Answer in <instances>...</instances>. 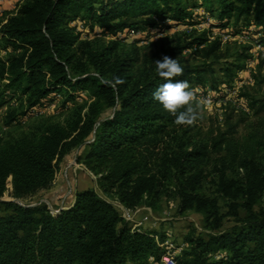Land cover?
<instances>
[{
  "label": "trees",
  "instance_id": "trees-1",
  "mask_svg": "<svg viewBox=\"0 0 264 264\" xmlns=\"http://www.w3.org/2000/svg\"><path fill=\"white\" fill-rule=\"evenodd\" d=\"M196 8L215 17L207 30L191 29L169 43L161 37L144 52L137 38H125L129 30L145 31L167 20L161 28L206 23ZM77 21L110 40L90 39L73 25ZM250 26L264 44V0H21L0 16V107L18 102L17 109L7 108V125L52 95L62 96L61 108L81 93L88 97L64 121L45 120L13 140L0 133V264L158 263L166 251L165 233L134 227L108 197L127 209L156 212L169 188L177 213L199 214L206 231L186 233L187 247L175 264H264V208L258 205L264 194V120L237 137L245 118L225 113L221 127L201 136L194 103L196 121L177 125L152 95L165 82L155 72V61L164 55L184 67L171 79L186 80L192 91L229 85L244 67L247 47L216 68L221 41L210 40L208 32L246 34ZM122 42L130 44L124 48ZM185 50L201 61L190 62ZM97 74L124 82L113 88ZM249 99L253 114L264 119V92ZM77 147L82 150L76 163L95 177L102 195L92 188L75 190L71 204L57 212L43 202H27L50 187L60 163ZM206 182L213 196L202 191ZM219 198L227 201L228 226Z\"/></svg>",
  "mask_w": 264,
  "mask_h": 264
},
{
  "label": "rangeland",
  "instance_id": "rangeland-1",
  "mask_svg": "<svg viewBox=\"0 0 264 264\" xmlns=\"http://www.w3.org/2000/svg\"><path fill=\"white\" fill-rule=\"evenodd\" d=\"M21 0H0V16L12 11L15 6ZM195 12L200 13L206 18V23L189 26V27H173V28H161L168 24L170 21H166L161 24L160 27L147 29L144 32L145 43H141L140 40L137 42V47L141 52L147 50V46L152 42H156L159 38H164L167 43L173 39L175 35H180L188 33L189 30L195 29L197 32L207 30V24L209 22H214V15L211 17L202 8L194 9ZM73 25L77 26L84 33L89 34V38H101L103 37L99 33L98 29L93 31H88V29L81 28L82 22H76ZM257 28L250 26L248 32H239L237 34L222 33L217 30H213L209 34V39L219 38L221 41V52L222 57L217 63H214V67L217 68L218 63L232 62L237 59V54L242 47H247L246 54L248 58L244 62V67L239 71L234 79L229 85L219 84L216 88H210L206 86L205 88H196L193 93V102L198 108V125L200 126L201 136L208 133L210 130H216L217 127H221L223 117L225 113H232L234 118L241 115L245 118V122L241 124L237 129V137L242 136L249 125L252 123L263 122V116L253 114V109L250 107V97L259 98L264 92V51H250L253 46L259 41L256 37H253L250 33L254 32ZM147 32H150L147 34ZM244 37L243 40H235L233 38ZM154 36H158L154 40ZM230 38H229V37ZM103 41L107 42L110 39L108 37H103ZM129 40V39H127ZM124 48H127L126 42ZM262 44V43H260ZM190 50H185L183 56L189 58L190 62H199L201 59L196 55H191ZM0 56H4L0 52ZM210 62V59L207 61ZM219 76V75H217ZM261 81V82H260ZM241 93H246L248 96H241ZM62 96L60 94H55L46 99L45 103L41 106H37L30 110L26 116L17 117L14 123L7 125L5 123L6 112L9 106L10 109H17L18 102L16 100H11L8 104L0 107V133L6 140H13L22 134L26 133L33 126L45 121V120H57L64 121L66 118H70L73 112L84 106V102L88 100L86 93H81L80 96L73 102H70L61 108ZM82 147L75 148L59 165L55 172L54 180L49 188L41 190L33 195L27 202L45 203L52 212H57L60 208H65L71 204L74 197L75 190L92 188L96 189L97 192L102 195L95 184V177L89 173L82 164H78L75 161L76 155L80 154ZM206 172H210L214 165V156L210 155L206 161ZM230 176L231 174L228 173ZM213 176V175H212ZM202 191L206 195L213 196V187L210 183L203 184ZM6 198V196L4 197ZM108 199L113 202L112 197L109 196ZM220 212L225 214L224 226H228L232 223V219L227 215V201L224 198H219ZM260 207L264 208V194L258 204ZM257 206V207H259ZM148 209V208H147ZM177 200L174 194L167 191L161 194L159 201L156 205V212L153 210L148 211L152 218H149L147 223L144 224V228L155 229L165 233V240L163 246L166 247V251L173 254L176 257L179 252L187 247L184 242V236L191 229H195L196 233H203V224L201 216L192 211H186L183 214H179L176 211ZM147 213V214H148ZM242 215L243 211L239 210ZM155 219H157L155 221ZM143 227V226H142ZM206 232V231H205ZM223 253L217 254V257H221ZM152 264H159L152 263Z\"/></svg>",
  "mask_w": 264,
  "mask_h": 264
},
{
  "label": "clouds",
  "instance_id": "clouds-1",
  "mask_svg": "<svg viewBox=\"0 0 264 264\" xmlns=\"http://www.w3.org/2000/svg\"><path fill=\"white\" fill-rule=\"evenodd\" d=\"M155 72L165 82L153 92V99L175 117L174 123L177 125L193 124L197 119V112L192 104L194 93L186 80L171 79L180 76L184 72V67L176 58L164 55L162 59L155 61ZM97 76L101 83L113 88L124 82L120 76H113L110 80L99 74Z\"/></svg>",
  "mask_w": 264,
  "mask_h": 264
},
{
  "label": "built area",
  "instance_id": "built-area-1",
  "mask_svg": "<svg viewBox=\"0 0 264 264\" xmlns=\"http://www.w3.org/2000/svg\"><path fill=\"white\" fill-rule=\"evenodd\" d=\"M81 28H83V30L85 28L88 29V27L85 26L84 24L81 25ZM143 35H144V32H142L140 30H129L126 33L125 38H126V40L127 39L132 40L134 38H137L138 40H140L141 43H145V39H144ZM244 37H246V36L243 35V37L241 36L239 38H233V39L241 41V40L245 39ZM157 38H158V36H154L153 39L156 40ZM250 51L251 52L252 51H254V52H256V51H264V44L256 43L255 47L253 46V48ZM112 203L115 206L116 210L118 211L119 215L124 220H127V221L131 222L134 227L135 226H143L147 222V220L149 218H152L150 213H148V211H150V210L145 208V207H140V208H136V209H132L131 210V209H127V208L123 207L117 201H113ZM156 220L157 219H155V221ZM143 228H144V226H143ZM159 264H175L174 255L170 254L168 252H165L163 254V256L161 257V259L159 261Z\"/></svg>",
  "mask_w": 264,
  "mask_h": 264
},
{
  "label": "crops",
  "instance_id": "crops-1",
  "mask_svg": "<svg viewBox=\"0 0 264 264\" xmlns=\"http://www.w3.org/2000/svg\"><path fill=\"white\" fill-rule=\"evenodd\" d=\"M147 222H148V221H147ZM147 222H146V223H147ZM143 226H144V225H143Z\"/></svg>",
  "mask_w": 264,
  "mask_h": 264
}]
</instances>
